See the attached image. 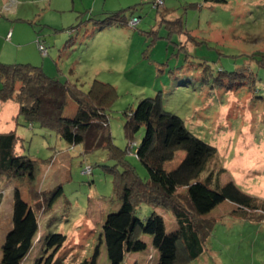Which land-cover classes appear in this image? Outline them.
Here are the masks:
<instances>
[{"label": "rangeland", "instance_id": "374dc122", "mask_svg": "<svg viewBox=\"0 0 264 264\" xmlns=\"http://www.w3.org/2000/svg\"><path fill=\"white\" fill-rule=\"evenodd\" d=\"M158 1L0 0V62L39 67L49 78L77 85L85 94L94 81L113 87L115 94L105 105L113 142L124 153V164L144 183L149 173L136 154L145 128L130 140L124 130L126 114L144 99L160 98L164 111L217 150L202 180L220 172L221 188L234 182L264 200V0H163L157 8ZM118 14L125 24L100 30L108 17ZM133 19L139 20L135 27L128 24ZM177 21L183 23V35L168 27ZM39 42L48 48L46 56ZM18 108L14 102H0V125L5 132L16 130L22 156L36 161L38 172L35 183L0 176V261L19 190L42 228L50 220V232L67 237L55 264L92 261L97 247V264H110L102 226L121 207L114 181L123 165L106 150L86 154L82 145H69L55 131L17 119ZM77 109L69 97L65 117L73 118ZM184 158V152L177 153L165 169H177ZM58 188L62 195L49 210L48 198ZM148 207L139 205L136 216L147 219L155 212ZM237 210L229 201L217 207L210 215L212 232L203 243L204 253L191 260L180 243L178 264H264V222L233 214ZM169 218L170 212L165 219L170 233L177 226ZM148 246L146 252L128 255L127 263L158 264L151 241ZM43 249L40 256L46 258L51 252L45 255Z\"/></svg>", "mask_w": 264, "mask_h": 264}, {"label": "trees", "instance_id": "16d2710c", "mask_svg": "<svg viewBox=\"0 0 264 264\" xmlns=\"http://www.w3.org/2000/svg\"><path fill=\"white\" fill-rule=\"evenodd\" d=\"M225 2L205 0V3L214 4ZM119 17V14L108 17L100 30L125 24ZM168 23L170 30L183 35L181 21ZM42 45L45 47L44 43ZM45 49L48 54V48ZM0 78L3 84L0 102L16 103L19 107L17 119L21 117L29 123H38L55 131L69 145H82L86 154L106 150L112 159L123 165V172L116 175L114 181L121 207L117 212L110 213L102 226L101 235L110 264H128V255L149 250L148 245L136 237L137 232L152 237V245L159 254L158 264H178L180 243L191 260L198 259L204 253L203 243L212 232L213 217L210 215L225 201L238 207L233 214L242 215L250 221L264 222V213L260 212L263 210L261 206L264 208V200L246 194L234 182L221 188L218 184L220 172L216 175L211 173L202 180L208 163L218 156L217 150L193 136L179 117L164 111L160 98L144 99L136 110L126 114L128 121L124 130L130 140L142 127L145 128L136 154L149 173V180L144 183L134 169L124 164V153L113 142L105 109L107 98L115 94L113 87L94 81L90 92L85 94L77 85H63L49 78L41 68L29 64L5 65L0 62ZM69 97L78 106L76 114L70 119L65 117ZM20 141L16 130L0 132V176L16 180L27 178L35 183L37 162L22 156ZM180 152L185 153L184 160L177 169L167 171L165 165ZM213 183L215 187L211 188ZM61 195L62 188L54 190L48 198L49 210ZM141 204L149 206V209L156 207L172 213L178 229L167 232L164 218L155 210L145 220L138 218L135 211ZM13 207V224L2 246L0 264H22L41 230L37 212L22 199L19 190L14 193ZM48 223L49 229L50 220ZM66 241V235L51 233L49 229L43 254L51 253L46 258L40 256L35 264H55V256ZM99 254L97 247L92 261L79 264H97Z\"/></svg>", "mask_w": 264, "mask_h": 264}, {"label": "crops", "instance_id": "0c3cea01", "mask_svg": "<svg viewBox=\"0 0 264 264\" xmlns=\"http://www.w3.org/2000/svg\"><path fill=\"white\" fill-rule=\"evenodd\" d=\"M0 132L1 133H6L5 130H4V126L0 125ZM8 132H10V130ZM154 210L158 214H160L164 218V220L166 219V217L168 216V213H169L167 211L162 210L161 208L154 207ZM169 219L172 221L173 224H175L177 226V229H178V224H177L176 219L174 217L173 218H169ZM42 226H43V228L41 227V230L39 232V235H40L39 236V241L37 240L38 238L36 239L37 241L35 240L34 247H33L32 251L27 256V258L23 261L22 264H35V262L39 259L40 255L42 253L41 250L43 248L44 240H45V238L47 236V233L49 232V229L47 228L48 227L47 224L44 223ZM138 238H139V240L145 242L147 245H149V242L151 241V245H152L153 240L152 239L147 240L146 236H144L143 234H140V236ZM148 248H149V246H148ZM39 249H40V252H37ZM131 255H136V254H131Z\"/></svg>", "mask_w": 264, "mask_h": 264}, {"label": "built area", "instance_id": "2783aa9c", "mask_svg": "<svg viewBox=\"0 0 264 264\" xmlns=\"http://www.w3.org/2000/svg\"><path fill=\"white\" fill-rule=\"evenodd\" d=\"M157 3L159 5L158 8H160L163 5V0H159ZM155 7H157V6H155ZM138 23H139V20H137V19H133L132 21H130V25L132 27L136 26ZM39 48H40V51L42 52L43 55L47 54V50L45 49V47L42 44H39Z\"/></svg>", "mask_w": 264, "mask_h": 264}, {"label": "bare ground", "instance_id": "6f19581e", "mask_svg": "<svg viewBox=\"0 0 264 264\" xmlns=\"http://www.w3.org/2000/svg\"><path fill=\"white\" fill-rule=\"evenodd\" d=\"M135 27V26H134Z\"/></svg>", "mask_w": 264, "mask_h": 264}, {"label": "clouds", "instance_id": "9594fccd", "mask_svg": "<svg viewBox=\"0 0 264 264\" xmlns=\"http://www.w3.org/2000/svg\"><path fill=\"white\" fill-rule=\"evenodd\" d=\"M36 240V239H35Z\"/></svg>", "mask_w": 264, "mask_h": 264}]
</instances>
